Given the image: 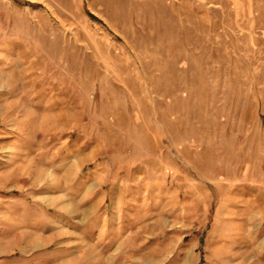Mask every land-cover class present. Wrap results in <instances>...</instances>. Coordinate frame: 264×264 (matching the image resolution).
<instances>
[{"label": "rangeland", "instance_id": "rangeland-1", "mask_svg": "<svg viewBox=\"0 0 264 264\" xmlns=\"http://www.w3.org/2000/svg\"><path fill=\"white\" fill-rule=\"evenodd\" d=\"M249 193L264 0H0V264H264Z\"/></svg>", "mask_w": 264, "mask_h": 264}, {"label": "crops", "instance_id": "crops-1", "mask_svg": "<svg viewBox=\"0 0 264 264\" xmlns=\"http://www.w3.org/2000/svg\"><path fill=\"white\" fill-rule=\"evenodd\" d=\"M250 194V193H249ZM237 195V197H236V200H233V203H234V205H233V207H234V210L235 209H238V211L239 210H241L242 208H241V202H242V200L240 199V198H244V197H248L249 198V200H248V203H253V202H255L256 204H264V199H261L260 200V202L258 201L259 200V197H257V196H253L252 194H250V195ZM258 211V213L261 211L260 209H258L257 210ZM239 213H240V211H239Z\"/></svg>", "mask_w": 264, "mask_h": 264}]
</instances>
